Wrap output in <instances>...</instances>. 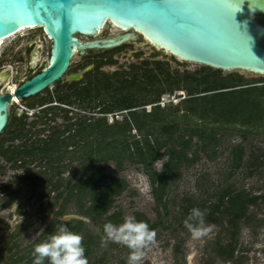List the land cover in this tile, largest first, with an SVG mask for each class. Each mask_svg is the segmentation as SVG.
Returning a JSON list of instances; mask_svg holds the SVG:
<instances>
[{"label": "trees", "instance_id": "1", "mask_svg": "<svg viewBox=\"0 0 264 264\" xmlns=\"http://www.w3.org/2000/svg\"><path fill=\"white\" fill-rule=\"evenodd\" d=\"M146 64H153L154 67L130 76L120 73V79L118 74H114L99 80L93 92L96 97L103 92L107 96L91 107L90 110L96 111L91 115L76 114L59 105H51L36 114V119L30 123L27 122V115H12L4 132L10 135L8 140L33 141V144L26 143L24 149L21 150V145L17 147L19 150L9 152L2 144L5 139L0 137V155L9 160L22 155L33 160H47L49 171L31 179L30 188L41 186V199L45 198L46 189L50 192L48 196L57 194L46 207L52 212L53 207L63 200L56 213L61 219L60 226L54 224L50 227L37 244L45 242L61 226H66L83 237L82 244L89 264L104 262L106 256H99L100 238L89 232L86 221H65L63 218L72 214L67 212L73 205L76 214L90 218L100 227L106 223L116 226L123 223L121 211L110 212L116 199L125 192L136 194L130 190V184L123 176L128 166H132L141 167L149 179L157 216V220L152 222L147 215L135 213L133 217L137 221L146 222L152 230L162 228L167 231L176 224H182L191 209L198 208L205 214V224L221 227L228 238L226 244L220 240L217 242L220 258L234 260L241 228L252 225L256 216L250 209L259 205L264 195L253 196L228 182H210L209 186L203 187L200 181L207 180L205 175L198 177L197 194L181 197L175 195V189L182 170L196 164L202 155L215 159L229 134L243 139L242 143L230 148L229 181L244 169L254 175L264 168L263 151L248 143L250 138L264 136V79L248 81L235 73L223 77L222 70L207 66L195 72H182L180 69L173 70L169 62ZM66 92L61 89L60 95L49 99V103L42 98L30 101L28 106L34 109L37 105L60 103L72 107L79 104L84 110L88 109L83 102L86 96L92 97L90 93L76 89L75 95L81 99L79 103ZM176 92H186V97L170 107L160 105L162 97L174 96ZM148 106H151L150 110ZM119 113L122 119L110 124L108 116ZM59 117L64 120L62 126H49L58 122ZM42 123L49 128L34 132L33 128ZM46 131L49 135L41 137ZM165 159L161 173H156L153 166ZM75 162L78 166L65 179L63 174ZM112 165L115 171L109 174L108 167ZM34 247L3 264H33ZM45 264L48 262L45 261Z\"/></svg>", "mask_w": 264, "mask_h": 264}, {"label": "rangeland", "instance_id": "2", "mask_svg": "<svg viewBox=\"0 0 264 264\" xmlns=\"http://www.w3.org/2000/svg\"><path fill=\"white\" fill-rule=\"evenodd\" d=\"M108 29L109 24L106 26ZM121 33V32H120ZM21 37H17L16 39L6 42V45L1 49L0 55L6 50L9 49L12 45H15L17 41ZM141 42V41H139ZM50 49L51 42L44 40V45L42 51L44 54L40 58L38 65H33L32 68H29L27 64H21L20 66L13 65V68H9L11 73L6 69H0V75H9L10 81L19 86L26 79L32 77L40 70L44 69L45 66L49 63L50 60ZM20 48H16L13 53H18ZM6 53V52H5ZM7 52L6 54H8ZM10 52L9 54H11ZM141 53V55H139ZM170 56H164L160 53L156 52L149 46L147 43L138 44L135 41H128L122 46H120V61L115 62L113 66L110 67H102L96 68V72L93 73V76L98 78L106 75L113 76L114 73H126L127 75L131 74H141L145 69L150 67H154L153 64H146L148 62L154 63L155 61L169 62L171 68L180 69V71L188 70L190 72H195L196 70L204 67L195 63H184L179 62L177 60L172 61ZM84 58L79 55H75L71 67L72 72H78L83 69L80 66V62H83ZM178 63L184 64L179 65ZM14 71V72H12ZM6 73V74H5ZM238 74L243 76L248 81L260 80L264 79V75H254L248 73L243 70L237 71H223L222 76L227 77L230 74ZM120 79V76H119ZM88 80H82L77 84V88L81 89ZM11 83V85H13ZM120 85V83H119ZM82 86V87H81ZM81 87V88H80ZM54 90V86L51 88ZM107 93L103 92L101 97L98 99L95 97L93 93V105L98 104L99 101L106 99ZM167 99H170V96L166 95ZM173 100H168L167 103L162 106L170 107L171 105H176L182 99L186 97V92H176L174 94ZM26 103H21V105L14 104L10 107L11 115L15 114L18 110H24L22 106H26ZM75 109H79V104H74ZM148 110L151 109V106L147 107ZM26 110V109H25ZM77 111V110H75ZM87 115H91L92 111L90 109L83 110ZM27 112V122L30 123L36 119V112L32 110H26ZM76 114L78 112H75ZM35 114V115H34ZM79 114V113H78ZM85 115V114H83ZM102 116V115H96ZM108 122L111 124L114 120H121V113L116 116L109 115ZM58 122H52L50 124L51 127L54 126H62L64 124V120L59 117ZM43 124V123H42ZM38 124L33 128V131L41 130L44 125ZM48 129V128H47ZM5 132V131H4ZM49 135V131L41 134V137L45 138ZM9 134L3 133L1 137L4 141H8ZM243 139L238 135H227L223 140V146L218 150V156L210 160L206 156H201V159L191 166L190 168L183 169L181 172V178L177 183V188L175 189V195L186 196V195H194L197 194V182L198 177L205 175L207 176V180H201L200 184L205 187L209 186L210 182L218 184H236L240 189H244L253 196L264 195V168L258 172H255L254 175L249 174V170L240 171L233 179L230 181L227 179L228 174L230 172V148L234 145L242 143ZM17 141L15 144H18ZM251 146L259 147L264 153V136L258 138H250L248 141ZM247 143V145H248ZM5 159H0V163L6 168H10V164L6 163ZM35 162V161H34ZM30 163L31 168L36 171L39 166V162ZM166 162L160 161L153 166V169L156 173L160 174L162 170L163 163ZM37 166V167H35ZM44 166V165H43ZM78 166V162H75L74 165L69 168L64 174L63 177L66 179L70 177L75 168ZM35 167V168H34ZM41 167V166H40ZM42 169V168H41ZM109 174H113L115 169L114 166L108 167ZM11 170V168H10ZM13 171V172H11ZM8 171L7 176L3 178L0 177V185H7L9 183L15 182L17 177L21 175V171L17 172L14 170ZM123 176L127 179L130 184V190L136 192L133 195L131 192H125L123 195L116 199L115 207L111 210L110 214L121 211L123 213V217L133 216L135 213H143L147 215V217L155 222L157 220L156 213L154 211V198L152 196V188L150 185V181L147 176L142 172L141 167H132L128 166L127 170L123 174ZM31 181L25 180L23 186L30 188ZM21 185H15L12 189H8L12 191V205L10 207L4 206L3 209H0V224L6 223L8 225L9 233H13L12 237H10V242L7 241L8 246L12 250L6 251L4 248L0 250V264L6 263L8 259L14 256H22L25 252L33 249L35 244H37V240L43 234H46L50 227H53L54 224L56 227H59V222L61 219L57 216V212L60 209V206L63 203V200H60L56 207H53V212L51 208L46 209L48 204L52 201L57 194H50L49 190L46 189V196L43 200L38 201V193H41V186H36L34 189H26L23 193L20 192L22 189ZM35 193V194H34ZM35 197H31L34 196ZM31 197V198H30ZM33 199L32 201H29ZM29 203H34L35 206L28 207L26 205L27 201ZM264 200V199H263ZM262 199L259 200V205L252 206L251 211H253L256 216L251 226L243 225L241 228V232L239 234L238 240L239 243L236 248L235 258L234 260L225 261L220 258L218 255L219 246L217 245L218 240L221 241L222 244H226L228 242V238L226 234L222 231L221 227L211 225V231L203 236L200 239H193L188 228L185 226L184 220H182V224H176L172 229L164 231L162 228H158L156 230V243L151 245L147 249H145V255L143 259L139 262V264H264V202ZM1 208V204H0ZM43 209L42 212H39L40 209ZM179 208H177L178 210ZM76 208L71 205L67 213H72L69 215H76ZM8 212L7 214H5ZM81 217V216H79ZM86 221L88 230L91 234H94L96 237H99V242L101 246V240L104 236L103 227L98 226L93 220L87 217H81ZM72 220V219H71ZM70 221V220H68ZM55 222V223H54ZM23 227V228H22ZM3 245H5L3 243ZM101 254L105 255V260L101 264H127V257L129 255V249L124 246L108 242L107 247L101 246ZM7 256V258H5ZM92 264V263H91Z\"/></svg>", "mask_w": 264, "mask_h": 264}, {"label": "water", "instance_id": "3", "mask_svg": "<svg viewBox=\"0 0 264 264\" xmlns=\"http://www.w3.org/2000/svg\"><path fill=\"white\" fill-rule=\"evenodd\" d=\"M107 21L129 32L88 44L76 37L96 34ZM31 26L43 28L52 40L50 60L15 91L0 93V137L10 121V106L63 79L76 48L85 53L135 41L179 62L264 75V0H0V41ZM146 34L159 37L169 50L149 42Z\"/></svg>", "mask_w": 264, "mask_h": 264}, {"label": "flooded vegetation", "instance_id": "4", "mask_svg": "<svg viewBox=\"0 0 264 264\" xmlns=\"http://www.w3.org/2000/svg\"><path fill=\"white\" fill-rule=\"evenodd\" d=\"M109 24V28L106 29L104 28L102 31H100L98 34H93V35H84V34H77L76 37L82 42V43H92L94 41H104L107 39H112V38H120V34H123L124 32L120 33V27H117L119 29H117L116 32H114L113 30V26H112V22L111 21H107V25ZM114 25V24H113ZM44 40L50 41L51 42V49H50V56H51V50H52V40L50 39V37L45 33V31L43 30V28H38L35 30H31L29 32H27V34L23 37H21L17 43H15V45H12L9 49H6L1 55H0V69H6L8 68V72L9 74L11 73L9 68H13V65L15 64L16 66H20L21 64H27L29 68H32L33 65H38L40 58L42 57V55L44 54V52L42 51L43 45H44ZM122 46V45H121ZM16 48H20L18 53H13V51H15ZM7 52H12L11 54H6ZM75 55H79L82 58H84L83 62H80V66L83 67V69L81 71L78 72H72L71 71V67L73 66L72 62H71V67L68 70L66 76L61 79L60 81H58L57 83H55L54 86V90L51 89L52 87L46 89L45 91H43L42 93L29 98V99H23L19 102L15 101L14 104H18L21 105V103H26V106H22V108H24V110H18V111H22L23 115H18L17 111L15 112V114H17L19 117H23L25 115H27L26 110H32L34 112H36L35 114H39L41 113L43 110H47L49 109L51 105H59L65 108H69L71 110L75 112H78L80 114H86L83 110V108L79 107V109H75L72 106H68V105H64V104H60V103H50V104H46L42 107H40L39 105L36 106V108L31 109L28 106V103L30 101H34V100H38V99H42L46 102L45 103H49V99H51L52 97H57V95H60V90L62 89L63 92L67 91L68 95H70L72 97L73 100L78 99V102H81V99H79L76 95H75V90L79 89L77 88V84L79 82H81L83 79L84 80H88V82H86V84L79 89L80 91H86L87 94H91L92 97L86 96V101L83 102V105L87 106L88 109H91V107L93 106V90L95 89V87L98 85V81L99 80H103L104 76L98 78L96 76H93V73L96 72V68H102V67H110L113 66L115 62H119L120 61V45L116 46V47H111V48H94V49H88L86 50L85 53H82L81 50H78L76 52ZM141 55V53L139 54ZM46 67V66H45ZM45 69V68H44ZM44 69L40 70L38 73L42 72ZM14 72V71H12ZM80 72H83L82 77L79 80H74V81H70L69 79H67V76L73 75V74H78ZM1 73V70H0ZM36 73V74H38ZM6 74V73H5ZM12 74V73H11ZM35 74V75H36ZM114 74H118L119 73H114ZM33 75V76H35ZM32 76V77H33ZM114 76V75H113ZM120 76V75H119ZM9 75H0V93H5L7 91L10 90L11 87V81L9 79ZM32 77L28 78L31 79ZM28 79H26L25 81H27ZM24 81V82H25ZM13 84V83H12ZM15 85V84H14ZM21 85V84H20ZM19 85V86H20ZM18 87V86H17ZM66 92V93H67ZM95 94V93H94ZM96 97V96H95ZM96 97V98H100ZM35 98V99H34ZM37 98V99H36ZM100 103V101H99ZM14 104H12L11 106H13ZM10 106V107H11ZM26 109V110H25ZM77 110V111H75ZM11 114V113H10ZM34 114V115H35ZM73 114V113H71ZM28 116V115H27ZM51 116V114H50ZM12 115L10 116L11 119ZM44 125V128H49L48 125L42 124ZM19 142L18 144H15L16 142ZM27 141L25 140H8V141H3L2 144H4V148H6V150H8L9 152L12 151H16L19 150L17 149V147L21 146V150L24 149V144H26ZM27 144L32 145L33 141L28 142ZM2 152V151H0ZM0 159H5L7 162V164H10V168L11 170L14 171H21V175H19L17 177V179L15 180V182L12 181V183H9L7 185H0V204H1V208L3 209L4 206L10 207L12 204V191L10 190V192H8V189H12L13 186L15 185H21L23 186V183L25 182V180L28 181H32L31 179L33 178H37L40 177L41 175L44 174L45 171H49V167L46 164L47 160H42V159H35L33 160L31 157L28 156H19L14 160H9L8 158L4 157L3 155H0ZM38 161L39 162V166H35L37 167L36 171H34V169H32L31 167L33 166V162ZM34 162V163H35ZM30 163L32 164V166L30 165ZM44 165V166H43ZM41 166V167H40ZM7 166H4L2 163H0V177L3 178L4 176H7L8 171H11L10 168H6ZM34 167V168H35ZM42 168V169H41ZM13 172V171H11ZM31 186H32V182H31ZM26 189L31 190V188L23 186L22 189L20 190L21 193H23L24 191H27ZM42 191V190H41ZM38 196V201L43 200L41 199V193L37 194ZM31 197H35L31 196ZM30 197V198H31ZM12 199V200H11ZM33 199L29 200L32 201ZM27 203L26 205L28 207H32L35 206L34 203H29L28 200H26ZM40 209V208H39ZM8 212H6L5 214H7ZM23 228V227H22ZM13 233H9L8 230V225L6 223H2L0 224V250H3L4 248L6 249V251H10V246H8V243H5L7 241L10 240V237H12ZM10 242V241H9ZM3 243L5 245H3ZM7 258V256L5 257ZM11 258V256H10Z\"/></svg>", "mask_w": 264, "mask_h": 264}, {"label": "clouds", "instance_id": "5", "mask_svg": "<svg viewBox=\"0 0 264 264\" xmlns=\"http://www.w3.org/2000/svg\"><path fill=\"white\" fill-rule=\"evenodd\" d=\"M184 224L193 239L207 235L212 227L205 224V214L198 208L191 209ZM103 231L101 246L107 247L108 242H112L129 249L127 264H139L145 255V249L156 243V231L133 216L125 217L119 226L106 223ZM82 241L81 235L61 226L45 242L35 245L32 252L33 264H45V261L48 264H89Z\"/></svg>", "mask_w": 264, "mask_h": 264}, {"label": "bare ground", "instance_id": "6", "mask_svg": "<svg viewBox=\"0 0 264 264\" xmlns=\"http://www.w3.org/2000/svg\"><path fill=\"white\" fill-rule=\"evenodd\" d=\"M260 14V13H259ZM260 15H262V14H260ZM259 15V16H260ZM107 26V22H106V24L104 25V26H101L100 27V29H99V31L96 33V34H98L100 31H102L104 28H107L106 27ZM112 26L114 27L113 28V30H114V32H116L117 31V29H119V28H117L116 27V25H113L112 24ZM35 29H38V26H31L30 28H28V29H26V28H24V29H22V30H20L17 34H15V35H13V36H11V37H8V38H6V39H4V40H2V41H0V51H1V49L6 45V42H10V41H12V40H14V39H16L18 36L19 37H23V36H25L26 34H27V32H29V31H31V30H35ZM125 29H123L122 27H120V32H124L123 34H126V33H128L129 32V30L128 29H126L125 31H124ZM130 36H128V38H129ZM145 37L148 39V41L149 42H152L154 45H156L157 47H165L167 50H169V48L166 46V45H164L163 43H162V41L159 39V37H156V36H153V35H148V34H146L145 35ZM118 42H120V41H118ZM79 49L78 48H76L75 49V54H76V52L78 51ZM17 88V85H11V87H10V89L12 90V91H15V89ZM17 100V99H16ZM17 102H19L18 100H17Z\"/></svg>", "mask_w": 264, "mask_h": 264}, {"label": "built area", "instance_id": "7", "mask_svg": "<svg viewBox=\"0 0 264 264\" xmlns=\"http://www.w3.org/2000/svg\"><path fill=\"white\" fill-rule=\"evenodd\" d=\"M173 98H175L174 96H172V100H173ZM170 99H171V96H170ZM170 99H167V97H162V99H161V101H160V105H164L165 104V102H167L168 100H170ZM167 103H171V101L170 102H167Z\"/></svg>", "mask_w": 264, "mask_h": 264}]
</instances>
